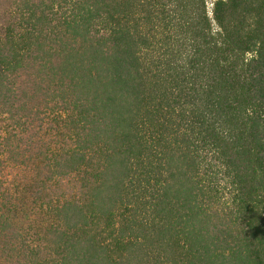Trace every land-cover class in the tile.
Segmentation results:
<instances>
[{
    "label": "trees",
    "instance_id": "1",
    "mask_svg": "<svg viewBox=\"0 0 264 264\" xmlns=\"http://www.w3.org/2000/svg\"><path fill=\"white\" fill-rule=\"evenodd\" d=\"M0 0V264H264V0Z\"/></svg>",
    "mask_w": 264,
    "mask_h": 264
},
{
    "label": "rangeland",
    "instance_id": "2",
    "mask_svg": "<svg viewBox=\"0 0 264 264\" xmlns=\"http://www.w3.org/2000/svg\"><path fill=\"white\" fill-rule=\"evenodd\" d=\"M213 1L214 0H207V3H208V5H207V7H208V14H209L210 17H211V10H212V2ZM0 19L3 20V16L0 15Z\"/></svg>",
    "mask_w": 264,
    "mask_h": 264
}]
</instances>
